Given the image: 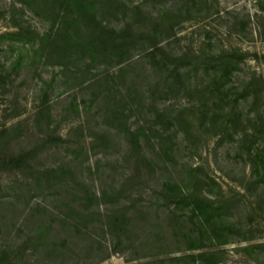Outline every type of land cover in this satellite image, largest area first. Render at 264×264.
I'll use <instances>...</instances> for the list:
<instances>
[{"label":"rangeland","instance_id":"1","mask_svg":"<svg viewBox=\"0 0 264 264\" xmlns=\"http://www.w3.org/2000/svg\"><path fill=\"white\" fill-rule=\"evenodd\" d=\"M118 1L120 15L107 18L112 25L122 12L132 13L124 8L131 9L141 0ZM143 10L145 16L162 18L157 32L164 52L185 55L191 61L238 48L249 56L240 63L233 83L253 71L264 76V63L253 59L255 53L264 54V0H147ZM14 22L40 33L50 26L16 0H0V131L9 129L1 141L19 149L51 131L61 134L67 142L45 151L35 166L40 170L62 166L56 174L68 181L62 183L63 190H49L50 195L47 191L25 195L24 177L33 178V171H0V245L13 248L17 264L29 260L36 264H175L174 256L218 249L224 264H264V247H256L264 242V184L254 190L245 179L249 168L237 142L219 143L222 114L205 113L216 107L206 109L193 72L186 89L177 95L170 92L136 113L126 104L133 83L136 88L148 87L145 77L150 59H134L121 71L113 66L66 71L39 57L29 43L1 37L14 30ZM19 54L23 58L15 67ZM103 75L111 79L107 87L96 83ZM113 86L124 96L121 113L117 112L119 122L104 116L106 108L96 101L104 88L114 92ZM44 104L48 108L41 112ZM76 104H80L79 114ZM17 111L21 114L14 117ZM137 125L145 129L141 155L155 160L157 174L148 184L140 180V187H132L124 181L134 164L127 127ZM194 167L207 194L219 199L226 208L224 215L231 216L233 226L224 230L227 243L223 245L208 239L212 235L209 226H205L209 235L200 231L201 224L191 211L158 203L156 189L162 182H186ZM49 180L57 181L56 176ZM122 183L123 191L115 193ZM103 190L107 194L100 196ZM126 207L130 213L124 222L109 226L105 215ZM43 222L53 223V234L62 238L58 241H64L65 247L58 251L51 241L36 250L30 247L27 256L21 257L17 249L29 238L27 232ZM194 244L201 247L190 249Z\"/></svg>","mask_w":264,"mask_h":264},{"label":"trees","instance_id":"2","mask_svg":"<svg viewBox=\"0 0 264 264\" xmlns=\"http://www.w3.org/2000/svg\"><path fill=\"white\" fill-rule=\"evenodd\" d=\"M146 1L141 0L131 9L124 8L126 12L131 11L132 13L126 16L128 13L122 12L118 23L112 25L107 18L120 15L119 12L117 13L120 5L118 0H16L34 15L48 21L50 26L40 33L20 22H14V30L2 34L1 37H11L19 43H29L39 57L45 58L47 62L53 61L66 71L81 66L87 70L113 66L119 67L118 70L121 71L123 66L131 65L134 59H150L151 64L146 68L148 74L145 77L148 87L136 88V84L133 83V94L129 95V101L125 103L129 111L137 110L136 113L144 112L142 109L144 106L151 107L157 100L167 98L170 92L172 95H177L180 90L186 89V82L189 81L193 72L194 78L200 82L197 88H199V94L205 99L206 109L211 105L216 107V110L212 107L211 112L207 110L205 113H212L213 117L217 113L222 114L223 120L217 131L219 143L225 144L232 141L238 143L239 155L244 159L245 166L249 168L245 173V179L252 184L254 190H257L260 185L264 184L263 74L253 71L240 83H233L240 63L249 56L248 51H241L238 48L222 49L206 60L199 56L196 59L191 58V61L185 55L164 52L166 49L161 46L157 32L162 18H159L158 14L152 17L144 15L147 14L143 10ZM169 55H171L170 60ZM253 55L254 60L264 63V54L255 53ZM22 58L23 55L19 54L13 63L15 67L20 64ZM183 58L187 61L184 62ZM53 79L55 80V77ZM97 82L107 87L111 79L103 75L96 80ZM114 87V92L104 88V93L96 95V101L106 108L103 111L104 116L119 122L121 117L117 112L121 113L120 99L123 100L124 96L120 88L117 91ZM79 105H75L78 114L80 113ZM46 108L48 106L44 104L41 112ZM20 114L21 112L17 111L12 115L16 117ZM156 116H159L157 112ZM8 131V128L0 131V171L20 174H24L27 170L33 171L31 173L33 178L24 177L26 180V183H23L25 195L30 191L36 193L47 191L50 195L49 190L54 187L63 190L62 183L63 185L68 184V181L56 174L62 166L40 170L35 164H38L37 160L45 151L59 148L67 142V138L51 131L45 136L37 137L33 143L15 149L9 147V143L5 144L1 141L2 134ZM127 132L131 144L129 153L133 155L134 164L124 181L132 187H140L138 181L143 180L142 183L145 185L156 176L157 163L144 153L141 155L144 127L142 125L129 126ZM149 166V172H145L144 170ZM196 170L195 167L192 169L186 182H178L174 179L162 182L161 187L156 189V192H159L158 203L163 201L168 208L174 206L191 211L201 224L200 231L209 235L205 228L209 226L212 235L208 236V239L212 242L215 240L217 245H223L227 243V240L223 239L226 234L224 230L233 226L231 216L230 214L224 215L226 208H223L219 199H213L207 194L203 188L204 180L199 177ZM149 175L152 177L150 180H148ZM55 176L57 181L49 180ZM122 185L123 183L117 187L115 193L123 191ZM78 188L82 186L78 185ZM96 194L93 192L91 195L97 198ZM106 194L104 190L100 192V196ZM129 209L126 207L114 210L112 213L108 212L105 215L107 224L114 227L122 224L124 218L129 216ZM117 212L120 219L117 218ZM129 219L130 222L131 218ZM27 233L30 235L29 238L17 249L21 252V257L27 256L30 247L36 250L39 247H46L51 241L58 251L61 246L65 247L64 241H58L62 238L53 234L52 222L44 223ZM200 241L196 242L200 243ZM4 247L5 245H0V264H17L14 261L17 256H12L11 253L14 252L13 248L7 247L8 251ZM200 247V244H194L190 249ZM256 247L263 249L264 242ZM221 255L222 252L219 249L198 251L183 256H174L171 261L175 264H188L190 261L193 264H224ZM28 264L36 263L29 260Z\"/></svg>","mask_w":264,"mask_h":264}]
</instances>
